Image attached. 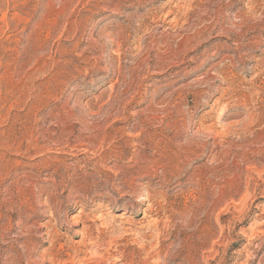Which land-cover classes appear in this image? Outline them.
Segmentation results:
<instances>
[{"label": "rangeland", "instance_id": "rangeland-1", "mask_svg": "<svg viewBox=\"0 0 264 264\" xmlns=\"http://www.w3.org/2000/svg\"><path fill=\"white\" fill-rule=\"evenodd\" d=\"M0 264H264V0H0Z\"/></svg>", "mask_w": 264, "mask_h": 264}]
</instances>
